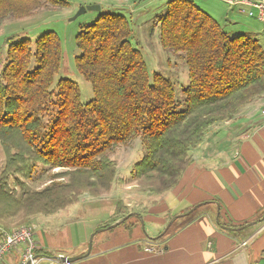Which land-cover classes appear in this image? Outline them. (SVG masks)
<instances>
[{"label": "trees", "instance_id": "trees-1", "mask_svg": "<svg viewBox=\"0 0 264 264\" xmlns=\"http://www.w3.org/2000/svg\"><path fill=\"white\" fill-rule=\"evenodd\" d=\"M65 2L0 0V23ZM152 26H158L162 47L185 59L188 84L181 109L172 82L158 72L149 76L141 51L129 41L132 30L123 14L100 12L75 35L80 51L75 69L93 92L87 102L73 80H55L62 60L55 31L33 40L7 38L5 57L0 56L2 228L59 212L83 193L109 192L118 181L109 151L136 137L143 148L130 170L136 185L150 194L172 189L205 129L264 95V48L251 35H231L193 0H168ZM38 164L43 171L33 177ZM55 168L60 170L51 172ZM129 212L118 198L113 217L128 214L121 222L126 225L138 218Z\"/></svg>", "mask_w": 264, "mask_h": 264}, {"label": "crops", "instance_id": "crops-1", "mask_svg": "<svg viewBox=\"0 0 264 264\" xmlns=\"http://www.w3.org/2000/svg\"><path fill=\"white\" fill-rule=\"evenodd\" d=\"M262 109L264 95L205 129L179 182L164 193L150 194L118 171L121 184L104 195L84 193L73 209L32 216L36 252L80 256L71 264H264ZM118 198L138 218L107 228L123 217H113ZM21 249L1 264H18Z\"/></svg>", "mask_w": 264, "mask_h": 264}, {"label": "rangeland", "instance_id": "rangeland-1", "mask_svg": "<svg viewBox=\"0 0 264 264\" xmlns=\"http://www.w3.org/2000/svg\"><path fill=\"white\" fill-rule=\"evenodd\" d=\"M65 1V5L50 4L42 6L30 16L11 17L1 22V58L5 57L7 38L17 39L20 37H29L33 40L45 31H55L60 39L59 43H61L62 50V60L59 71L55 75V80L60 77L73 80L79 87L80 100L82 102H87L93 97V92L90 82L83 78L77 69H75L74 57L79 55L80 52L76 46L75 35L80 30L79 28H81V26L91 23L100 12L123 14L127 17L132 30L129 41L134 47H137L141 51L140 53H142L146 62L149 76L151 77L154 72H158L168 78L174 87L177 107L179 109L183 108V89L188 84V71L185 59L170 49L162 47L158 39V26H152L154 17L165 12L166 2L168 0ZM193 1L200 8L217 19L222 28L229 31L231 35L246 33L255 38L264 48V29L262 24L254 16L249 17L244 13H240L235 5H230L225 0ZM87 4H98L100 10H87L84 13L74 16L80 6ZM246 19L250 22V28L246 26ZM237 21L239 22L238 24L235 23ZM240 23H244L246 28H235L236 24L239 25ZM3 150L0 143V173L4 170V163L6 160ZM142 153V143L137 137L130 140L128 143L118 144L109 151L110 157L116 162L117 170L124 176L123 180H127V182L132 180L130 176L131 167L133 163L141 157ZM59 170V168H55L51 172ZM41 171H43V167L41 164H38L32 176H37ZM121 178V176L118 177V179ZM8 184L12 187H18L14 182L12 183V180H9ZM120 184L121 183L117 181V185ZM78 205L79 204H77V206ZM75 207L76 205H72L69 207V210Z\"/></svg>", "mask_w": 264, "mask_h": 264}, {"label": "built area", "instance_id": "built-area-1", "mask_svg": "<svg viewBox=\"0 0 264 264\" xmlns=\"http://www.w3.org/2000/svg\"><path fill=\"white\" fill-rule=\"evenodd\" d=\"M235 5L240 13L254 16L264 26V0H225ZM264 115V109L261 110ZM34 227L31 224L21 225L6 230L0 227V260L12 248L22 245L18 264H71L63 254L50 255L36 252ZM148 250V248H146Z\"/></svg>", "mask_w": 264, "mask_h": 264}, {"label": "water", "instance_id": "water-1", "mask_svg": "<svg viewBox=\"0 0 264 264\" xmlns=\"http://www.w3.org/2000/svg\"><path fill=\"white\" fill-rule=\"evenodd\" d=\"M87 10H96V11H99L100 10V6L98 4L82 5V6L79 7V9L77 10V12H76V14L74 16L79 15L81 13H84ZM127 217H128V214L124 215L123 217H121L118 220H116L114 223L108 225L107 228H112V226L113 227L117 226L119 223H121L122 221H124ZM167 226H168V224H167ZM167 226H166V228H167ZM102 229H104V228H102ZM99 230H101V229H98L96 231H99ZM94 233L95 232L91 233L90 236H89L88 248H87V250H86V252H85L84 255H87V253H89L90 250H91V240H92V237H93V234ZM79 257L80 256H66V260L71 262V261H75Z\"/></svg>", "mask_w": 264, "mask_h": 264}, {"label": "bare ground", "instance_id": "bare-ground-1", "mask_svg": "<svg viewBox=\"0 0 264 264\" xmlns=\"http://www.w3.org/2000/svg\"><path fill=\"white\" fill-rule=\"evenodd\" d=\"M261 23V22H260ZM262 24V23H261ZM263 26V25H262ZM263 29H264V26H263Z\"/></svg>", "mask_w": 264, "mask_h": 264}]
</instances>
